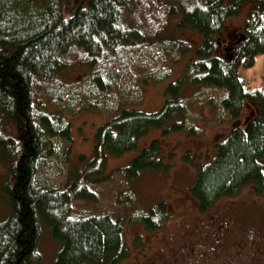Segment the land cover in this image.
I'll return each instance as SVG.
<instances>
[{
    "label": "trees",
    "instance_id": "trees-1",
    "mask_svg": "<svg viewBox=\"0 0 264 264\" xmlns=\"http://www.w3.org/2000/svg\"><path fill=\"white\" fill-rule=\"evenodd\" d=\"M62 1L0 0V147L11 206L0 221V264H42L44 225L59 247L53 264H124L131 223L157 230L170 216L165 200L145 210L133 182L169 164L160 139L109 172L108 154L136 149L154 127L201 134L207 104L211 122L232 126L197 173L199 210L241 198L248 184L264 194V85L240 74L264 55V0H88L69 16ZM249 2L245 38L230 59L217 42ZM192 29L202 36L196 58L166 87L164 105L128 107L144 100L142 81L172 76L192 49L182 34ZM83 63L87 73L63 74ZM81 110L117 114L99 127L94 157L73 167L69 116Z\"/></svg>",
    "mask_w": 264,
    "mask_h": 264
},
{
    "label": "rangeland",
    "instance_id": "rangeland-1",
    "mask_svg": "<svg viewBox=\"0 0 264 264\" xmlns=\"http://www.w3.org/2000/svg\"><path fill=\"white\" fill-rule=\"evenodd\" d=\"M68 1H72V5L67 8ZM87 2L88 0H78L77 2L76 0H63L62 10L65 16H69L73 14L77 5ZM254 5L253 2L247 3L240 14L235 16L240 18L237 21L233 19L235 17L229 19L231 21L228 22L229 29L228 32L224 33L225 36L222 37V40L234 37L236 32H232V29L235 27L243 31L240 26L244 24L248 11ZM177 18L178 16L174 17L172 23ZM182 34L184 40L192 44V49L173 64L174 73L171 77L162 81H142L144 100L128 107L151 112L164 105L167 98L166 87L183 76L188 60L191 57L196 58V49L202 41V36L193 29ZM90 68L91 63H83L68 67L63 74L66 77H75L79 73V77L87 73ZM240 74L248 79L249 86L264 85V55H259L251 68L240 69ZM205 109L206 118L198 123L204 127L201 134L192 135L186 131H165V128L154 127L139 140L136 149L122 155L108 154L107 171L109 172L117 166L130 164L133 158L144 147L149 146L152 140L160 139L164 162L169 164L166 169L144 170L133 182V187L136 189L145 210H148L152 204L165 200L169 205L171 217L169 220H164L157 230H148L141 223L129 224L125 241L131 249V255L124 264H146L152 260V250L160 243L163 244L165 251L169 250L172 242L168 235L171 230L178 229L179 224L176 221L188 222L193 220L196 215H202L199 212L198 203L192 196V186L199 170L215 155L217 151L216 141L224 140L232 126L229 121L221 124L211 122L210 119L213 117L211 116V106L207 104ZM115 114L117 113L104 114L93 110H81L69 116L73 135L70 153L71 166L82 167L94 157L98 129ZM61 178L59 172V179ZM7 179L6 155L0 147V221L7 219L11 211L6 191ZM257 193L255 188L248 184L244 187V196L242 195L241 198H236L233 202L230 197L220 200L217 210L224 209V211L217 214L216 210L210 214L216 216L229 215L231 220L227 227L233 225L232 233H227L223 239L221 238L222 246L219 247L216 245L219 239H216V233L213 236L211 233L206 235V229L201 232L198 231L193 236V240L197 243L190 240L185 246L188 251L184 252L186 258L183 264H264V194ZM248 232L253 233L252 238L248 237ZM138 233H140L139 237L136 236ZM51 238L50 226L44 225L40 246L44 254L42 264H53V258L55 259V253L59 249L58 243ZM257 242L260 245H256ZM192 251L198 256L193 257ZM203 255L205 257L202 258ZM148 264L152 263L148 262ZM158 264H163V261L159 260Z\"/></svg>",
    "mask_w": 264,
    "mask_h": 264
},
{
    "label": "flooded vegetation",
    "instance_id": "flooded-vegetation-1",
    "mask_svg": "<svg viewBox=\"0 0 264 264\" xmlns=\"http://www.w3.org/2000/svg\"><path fill=\"white\" fill-rule=\"evenodd\" d=\"M243 28V26H240ZM232 32H236L233 36L234 37H228L224 41H221L218 45L221 47L222 52L227 53V56L233 57L236 49L238 48L239 44L244 40L245 35L238 27L233 28ZM252 187L253 185L250 184ZM255 188V187H254ZM256 190V188H255ZM226 198V197H225ZM195 199V198H194ZM235 197H230V200L235 201ZM239 200V199H238ZM236 200V202H238ZM218 206V205H217ZM217 206L211 208L208 211H201L199 210L202 215H196L193 220H189L188 222H181L176 221L177 224H179L177 227L178 229L171 230L168 237L172 242V246L169 250H166L163 248V244L156 245L155 249L152 250V260L148 261L152 264H158L159 260L163 261V264H183L185 260V251H188V249H185L186 244L190 240H192L193 243H197V241L193 240V236L195 233H198V231H202L203 229H206L207 232H205L206 235L208 234H217V246H222L221 238L223 239L224 235L227 233H232V226L227 227L229 224V221L231 220L229 215H218L210 214V212H215L217 210ZM224 211V209H218L216 212L217 214ZM171 215L167 218H169ZM180 220V219H179ZM215 228V229H214ZM224 233V234H223ZM251 233V236H250ZM219 234V235H218ZM248 237L252 238L253 233L248 232ZM178 236V237H177ZM214 236V235H213ZM219 236V237H218ZM261 238V237H260ZM196 239V238H194ZM161 242V241H159ZM225 244V243H224ZM256 245H260L259 242H257ZM197 246H200V244H197ZM224 246V245H223ZM163 249V250H162ZM221 250V248H220ZM192 256H198L195 254L194 251H192ZM191 257V255H190ZM205 257V255L202 256V258ZM199 259V258H197ZM202 260V259H200ZM148 262L146 264H148Z\"/></svg>",
    "mask_w": 264,
    "mask_h": 264
},
{
    "label": "water",
    "instance_id": "water-1",
    "mask_svg": "<svg viewBox=\"0 0 264 264\" xmlns=\"http://www.w3.org/2000/svg\"><path fill=\"white\" fill-rule=\"evenodd\" d=\"M250 236H251V233H250Z\"/></svg>",
    "mask_w": 264,
    "mask_h": 264
}]
</instances>
